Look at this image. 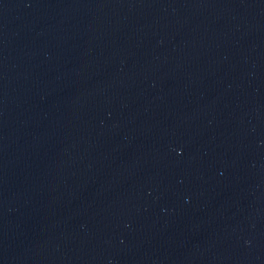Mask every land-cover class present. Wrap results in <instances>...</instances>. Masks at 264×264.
Returning <instances> with one entry per match:
<instances>
[{"label": "water", "instance_id": "water-1", "mask_svg": "<svg viewBox=\"0 0 264 264\" xmlns=\"http://www.w3.org/2000/svg\"><path fill=\"white\" fill-rule=\"evenodd\" d=\"M0 264H264V0H0Z\"/></svg>", "mask_w": 264, "mask_h": 264}]
</instances>
